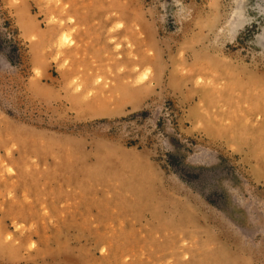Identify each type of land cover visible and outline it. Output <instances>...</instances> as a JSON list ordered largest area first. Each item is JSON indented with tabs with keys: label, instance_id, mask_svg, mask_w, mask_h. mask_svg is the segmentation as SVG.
Instances as JSON below:
<instances>
[{
	"label": "rangeland",
	"instance_id": "374dc122",
	"mask_svg": "<svg viewBox=\"0 0 264 264\" xmlns=\"http://www.w3.org/2000/svg\"><path fill=\"white\" fill-rule=\"evenodd\" d=\"M0 264H264V0H0Z\"/></svg>",
	"mask_w": 264,
	"mask_h": 264
}]
</instances>
